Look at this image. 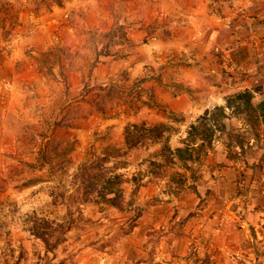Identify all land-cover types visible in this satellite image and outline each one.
<instances>
[{"label":"rangeland","instance_id":"1","mask_svg":"<svg viewBox=\"0 0 264 264\" xmlns=\"http://www.w3.org/2000/svg\"><path fill=\"white\" fill-rule=\"evenodd\" d=\"M46 1L0 0V264H264V243L251 258L247 243L226 252L220 243L255 235L251 222L264 232V215L255 213L264 192V124L247 114L227 119L245 153L218 137L195 178L174 165L165 175L148 172L147 159L162 145L129 151L126 173L145 174L136 210L70 198L78 165L124 149L128 123H165L176 147L191 123L229 96L251 90L255 105L264 100V32L252 38L240 28L251 5ZM31 179L41 182L26 186ZM34 215L72 222L54 252L30 233Z\"/></svg>","mask_w":264,"mask_h":264},{"label":"trees","instance_id":"2","mask_svg":"<svg viewBox=\"0 0 264 264\" xmlns=\"http://www.w3.org/2000/svg\"><path fill=\"white\" fill-rule=\"evenodd\" d=\"M44 3L48 7L51 5L63 6L64 0H50ZM38 8H40V5ZM152 96L153 94L150 98ZM253 98L254 93L251 90H245L229 96L224 105L207 109L196 122L190 124L186 137L176 147H171L169 144V138L165 135L168 126L165 123L149 124L146 119H143L140 123H128L124 129V149L113 148L104 151L102 154L93 153L90 159H86L78 165L73 174L74 191L70 197L72 202L107 205L118 210L135 208L136 196L144 184L145 174L138 171L128 175L125 170L129 165L128 152L141 146L149 144L162 145L161 148L151 153L147 159L148 172L155 175H165V168L174 165L184 170L185 173L191 172L194 178L197 171L195 166L207 155L213 141L218 137L226 135L230 138V141L226 143L228 148L234 145L245 153L246 150L242 141L234 139L228 131L227 119H230L231 115L247 114L251 118L249 120L264 124V100L255 105ZM139 108L143 107L139 106ZM163 110L169 118L177 120L172 113ZM60 146L55 147L54 150H57ZM73 150L74 146H68L65 154ZM44 164H51V162L44 161L42 166ZM177 173L182 174L181 172ZM38 182H41V180L31 179L25 185L30 186ZM127 187L131 188L129 196L127 195ZM54 201L55 203L62 202L63 195H55ZM139 214L140 211L137 209L134 219ZM71 227L72 222L54 221L34 215L29 231L43 243L45 251L49 253L54 252L65 242L66 232ZM65 262L66 260L62 259L60 264H65Z\"/></svg>","mask_w":264,"mask_h":264},{"label":"crops","instance_id":"3","mask_svg":"<svg viewBox=\"0 0 264 264\" xmlns=\"http://www.w3.org/2000/svg\"><path fill=\"white\" fill-rule=\"evenodd\" d=\"M234 2H241L245 5L250 4L249 6V15L250 18L246 22L244 21L242 31H247V35H250L252 38L257 34L264 32V0H234ZM254 4H257L258 6L253 9ZM252 8V9H251ZM251 11V12H250ZM247 28V29H244ZM254 35V36H253ZM258 202L256 203V208L260 209L256 210L255 213L259 212L260 215H264V192H261L258 194ZM261 225L264 229V219H261ZM259 222H251L250 225L252 226V230L255 233V235H245V236H236L234 238L230 237H224L221 239V247L224 248V251L226 252L228 249H237L240 248L242 244L247 243L245 248L248 249V254L250 255V258L257 253V251H260L259 248L262 243V238L264 237V232L260 233L255 229L256 224ZM258 225V224H257ZM260 226V225H258ZM255 230V231H254ZM252 232V233H253ZM257 234V236H256ZM263 235V236H262ZM238 248V249H239ZM247 252V251H246ZM258 254V253H257Z\"/></svg>","mask_w":264,"mask_h":264}]
</instances>
